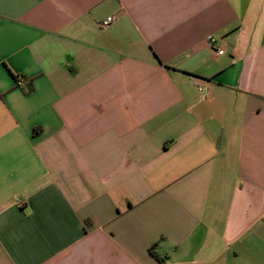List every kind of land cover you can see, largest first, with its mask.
<instances>
[{"label":"crops","instance_id":"0c3cea01","mask_svg":"<svg viewBox=\"0 0 264 264\" xmlns=\"http://www.w3.org/2000/svg\"><path fill=\"white\" fill-rule=\"evenodd\" d=\"M0 264H264V0H0Z\"/></svg>","mask_w":264,"mask_h":264},{"label":"built area","instance_id":"2783aa9c","mask_svg":"<svg viewBox=\"0 0 264 264\" xmlns=\"http://www.w3.org/2000/svg\"><path fill=\"white\" fill-rule=\"evenodd\" d=\"M114 21V18L113 17H108L106 20L102 21L100 24H99V27L101 29H105L107 28L111 23H113ZM208 43L210 45V47L213 49V50H216L217 49V40L215 37H212L210 36L208 38ZM219 54H222L223 51L219 50L218 51Z\"/></svg>","mask_w":264,"mask_h":264},{"label":"trees","instance_id":"16d2710c","mask_svg":"<svg viewBox=\"0 0 264 264\" xmlns=\"http://www.w3.org/2000/svg\"><path fill=\"white\" fill-rule=\"evenodd\" d=\"M15 78H17V77H15ZM18 79V78H17Z\"/></svg>","mask_w":264,"mask_h":264}]
</instances>
